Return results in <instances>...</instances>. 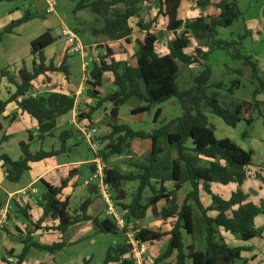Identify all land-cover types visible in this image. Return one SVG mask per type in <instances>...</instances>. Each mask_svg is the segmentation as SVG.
Returning a JSON list of instances; mask_svg holds the SVG:
<instances>
[{
  "label": "trees",
  "instance_id": "1",
  "mask_svg": "<svg viewBox=\"0 0 264 264\" xmlns=\"http://www.w3.org/2000/svg\"><path fill=\"white\" fill-rule=\"evenodd\" d=\"M146 0H95L93 2L80 1L76 9L87 6L99 15L105 16L111 8L123 4L125 9L115 13L113 18H105V24L95 29V32L107 34L113 39H126L132 32L130 20L138 15ZM191 1V0H188ZM159 12L153 20L147 23L138 22L143 37H136L138 50L136 52L137 65H128L116 60L113 50L107 48V55L100 56L93 62L90 70L88 93L97 100L95 106H90V111L82 118H88L91 123L92 114L98 110L104 102L111 104L110 115L114 122L111 124V132L105 151H102L103 160L111 155H122L125 148L131 146L135 138L151 141L146 162L137 167L139 172L121 173L115 168L105 170V182L111 187L112 192L117 193L114 199L118 207L126 211L128 218L141 220L147 216L148 211L158 219L172 220V226L168 231L152 228H140L137 237L143 242L153 244L161 238L169 236L166 250L160 255L154 264L175 255V264H246L241 253L243 247H230L221 231L229 232L243 241L251 240L262 235V229L255 225V218L264 213L263 207L248 201V195L241 186L247 178V168L253 163V150H245L229 138H217L215 128L209 121L204 107H208L213 114L219 116L227 125L236 127L241 120L251 124L253 119L248 116L251 102L234 104L224 107L218 100V93L208 94L212 68L206 62L212 50L203 51L196 48L195 52H186L191 43V37L196 39L206 38L211 43L213 50H226L242 43L240 40H228L218 37L220 27H230L240 18L242 12L238 7V0H197V4L207 7L213 4L217 9L216 16L200 15L190 20L179 17L181 0H158ZM167 19V30L173 34L174 39L169 45V52L160 54L156 50L158 34L151 32L156 27L159 16ZM32 18L27 14L23 18L10 23L3 33H12L14 28ZM2 33V32H1ZM0 33V34H1ZM250 33L247 32L246 36ZM55 42L50 31L42 33L31 41L32 60L31 69L23 64L14 78L5 69L1 71L2 77H7L8 82L15 87L7 100L0 99V114L3 113L8 103H16L21 113H26L37 122L36 137L44 140L54 135L57 128V119L70 113L75 106V94H66L50 90L45 94L34 91L33 83L39 76L53 72H60L66 78L70 75L68 56L65 55L61 63L56 65L52 60L47 63L45 49ZM232 58L242 60L251 67L252 77L260 83L264 90V82L259 75L257 60L251 55L232 54ZM185 65L199 64L202 70L194 77V85L188 89H180L177 80L179 76V63ZM241 74V70L237 69ZM106 73H111L116 89L103 97H100L98 89L103 84ZM240 83L236 79L233 87ZM224 84L218 82L213 87L222 88ZM261 93L256 89L254 97ZM35 94V95H34ZM138 98L142 105L131 110L133 115L150 111L152 107L176 97L182 106V114L152 131H137L127 124L117 123L119 111L131 98ZM249 105V106H248ZM19 113L14 112L11 119H15ZM162 114V108H157L154 121L157 122ZM72 137V131L63 130L59 134L60 147L32 152L30 142L34 139L29 133V141H21L19 148L22 155L13 159L7 153L0 152V161L3 162L8 181L19 182L25 172L31 169V163L42 161L49 157L65 153L68 140ZM170 147L169 163L160 159L165 148ZM208 160L207 165L200 163L201 159ZM95 170V167H92ZM69 179L62 180L59 186L40 179L43 192L38 200V206L42 208V216L34 222L29 214L30 206L16 204L17 210L28 221L25 231L19 233V242L23 245L21 251L16 254L13 249L7 251L2 259L4 264H23L29 251L34 248L43 252H55L66 246L63 241L52 244H42L33 238V233L38 229L57 230L65 233L71 226L91 221L98 232H119L113 220L109 217L100 218L88 214L91 199L83 201L78 208L71 212L70 201L66 197L62 199V192L68 185ZM128 181H138V187L130 203L125 204L126 193L123 185ZM172 181L173 188L169 189L165 183ZM219 182L223 185L237 183L238 189L232 192L228 199L216 194L211 189V184ZM189 183L191 189L185 194L180 204L178 193L184 185ZM147 191L151 192L146 203H143ZM202 192L211 196V204L205 206L201 199ZM164 205L160 208L159 203ZM198 216H196V211ZM51 218L56 225L42 227V222ZM195 233L203 237V247L197 248L191 240L186 243V237L193 238ZM130 246L123 242L108 248L102 264H131L127 258ZM14 257V261L8 260ZM83 264H89V259H84Z\"/></svg>",
  "mask_w": 264,
  "mask_h": 264
},
{
  "label": "rangeland",
  "instance_id": "2",
  "mask_svg": "<svg viewBox=\"0 0 264 264\" xmlns=\"http://www.w3.org/2000/svg\"><path fill=\"white\" fill-rule=\"evenodd\" d=\"M53 1L55 2L54 12L47 13V8L49 6L48 0H0V33L2 32L0 34V90L9 93V90H7L8 87L5 88L2 83V81L4 82L7 80V78L1 76L2 70H10V75L15 78L17 76L18 69L23 64L27 67H31V41L40 36L42 33L46 31L51 32L52 36L55 38L53 49L51 50L54 54L59 55L65 46V40L64 37L59 36L58 29L69 28L73 30L78 34L82 44L87 47L86 50L89 52H87L86 57L88 58L93 51H95L96 46H103L102 44L96 45L95 36H100L101 33L95 32L94 30L105 24V18H113L115 13L125 9L123 4H119L116 7L111 8L109 12L103 16L94 12L89 6L80 10L76 9V6L80 1L93 2L95 0ZM238 7L242 12V15L230 27L218 28V37L228 40H240V38L245 36L241 39V44L233 46L228 50L229 53H227L226 50H213L210 41L206 38L199 40L191 37L189 52H195L196 48H200L203 51L212 50L208 60L206 61L211 66L213 71L212 78L209 83L210 86L208 88V94L211 95L213 92H217L218 100L221 105L224 107H231L234 104L251 102V105H248V116L253 119L250 125L247 124L245 120H241L236 127H231L227 125L219 116L213 114L208 107L203 106V109L208 115L209 121L215 128L217 138H229L243 149L254 151L253 165L250 166L248 171L250 173V177L259 182L262 192L264 193V90L260 88L259 81L252 77L251 67L244 64L242 60L232 58V54L239 53L241 55H251L253 60H259V75L264 82V0H238ZM158 12V0H147V2L143 4L138 15L130 20L132 32L128 36L129 42L126 41V39H120V61L127 64L132 63V61L136 58V52L138 50L136 37H143L145 34L144 32H141L138 27V22H150L155 18ZM183 12H187V15L190 14L192 17H198L200 15H217V9L213 4L204 7L198 5L197 0L187 1L186 5L183 7V11L181 13L182 16L184 15ZM27 14L32 15L30 20L16 26L12 33H3V30L10 23L23 18ZM184 19L190 20L188 17H184ZM151 32L158 34V43L156 45L157 52L165 54L168 51L171 41L174 39L173 34L167 30V19L160 15L156 27L153 28ZM247 32L251 34L246 36ZM102 35L103 38H108L113 41L118 40L111 38L107 34ZM121 49L125 50L126 53H123ZM63 55H68L65 53V50L63 51ZM69 59H71L70 62H76V65H72L70 63L72 70L69 69L71 71L69 78L72 82L70 83L69 81H66L65 86L67 89L73 88L71 91L75 92V90H77L83 83L84 92L83 94H80L79 101L71 118V120L74 119L75 121L66 120L62 122L61 126L56 128L54 131V135L47 137L44 140H39V138L35 137L36 141L35 143L30 144V149L32 152L38 151L41 148L44 150H50L51 148L58 149L60 147L59 134L63 130L72 131V137L68 140V142H70L69 148L71 149V152L61 154L57 160L67 162L83 161L81 164V171L78 176H76L78 184L83 186L91 175L90 167L95 166L92 161L87 163L84 161L90 159L93 160V158L98 155L102 156V151H105L108 143L111 142V140L107 137L111 132V124L114 120L110 115L111 104L109 102H104L103 105L91 116V125L97 129L95 136L92 138L90 143L83 138L76 123L79 124L88 120V118H82L80 116H86V114L90 111V106H95L97 100L90 97L88 93V82L90 81V77L87 76V78L84 79L81 57L79 55H74L70 56ZM178 63L180 71L177 83L180 89H188L194 85V77L202 70V66L199 64L185 65L181 62ZM237 69L241 70V74L236 72ZM57 74L59 75V73ZM57 74H54L53 72L54 78ZM54 78L52 79L54 83L51 85H48L46 80L42 81V84H46V86H40L41 83L34 84V91L38 90L41 92L40 94H45L50 91L51 86L55 88L58 87L59 81ZM236 79H239L240 83L237 87H233L232 83ZM218 82H222L224 86L222 88L213 87V85ZM115 88L112 74L106 73L102 89L100 90V97L112 93ZM256 89H260L261 93L254 97ZM88 98H90L91 104L87 103V100H89ZM142 104L143 102H141L138 98L133 97L129 99L121 106L119 117L116 120L117 123L127 124L132 129L137 131L148 132L158 128L161 123H167L182 114V106L176 97H172L168 101L152 107L150 111L133 115L131 110ZM159 107L162 108V114L158 121L155 122V112ZM15 112H18L19 114L21 113L19 110ZM12 114L9 115V119L12 117ZM0 118V120L3 121V117L0 116ZM15 120L11 119V121L7 122V125L8 123L10 124L11 122H16L12 125V127H9V131H11V128L16 130L18 129V131L13 135V138L9 143V147L4 148L5 153L10 155L12 158L15 157V152H21L19 142L24 141L27 143L29 141V133L34 134L37 132V129L31 126L32 121L34 122V119L31 116L28 115L26 123L23 124L27 127V131L23 129L21 117L17 121ZM19 126H22V128L20 129ZM150 147V140L135 138L131 141V146L125 148L122 155H111L106 161H104L107 164V168H115L121 173L127 174L130 172H139L140 169L137 166L146 162ZM170 152L171 148L166 146L164 152L160 155V159L166 160L168 158L167 163H169ZM200 163L207 165L208 160L202 158ZM24 175L26 176V181H29V176H31V174L25 172ZM88 184L93 186L96 193L98 192L95 182L89 181ZM165 185L169 189L173 188L172 181H166ZM36 187L41 189L43 188V185L38 182ZM137 187L138 181H128L124 183L123 189L126 193V199L123 200V203L128 204L131 202ZM190 189L191 186L187 183L184 185V188L179 191L180 204L182 203L184 195ZM250 192L254 199H260L259 204L264 208V198H258V195L254 196L255 189L250 188ZM40 194H42L41 191H39V197ZM82 194H85V192H82ZM150 195L151 192L147 191L143 203L148 201ZM84 196L85 195H83V197ZM116 196L117 193L113 192L114 199ZM74 199L75 198L73 197L70 204V209L72 211H75L79 206L78 203H74ZM163 205V201L159 203L160 208ZM13 206L16 207V204L13 203ZM31 206L34 207L35 211L40 208L34 203ZM99 215H101L99 216L100 218H105V210L103 209ZM196 216H198L197 211ZM262 216H264V214ZM124 220L127 225L133 226L134 229L152 228L163 231H168L173 223L172 220L164 221L162 219L155 218L150 211H148L147 216L144 219L134 220L132 218H128L127 214H125ZM19 221L29 225L28 221L23 216H21V218L19 217ZM46 222L49 223L46 226H52L50 225L53 223L51 220H47ZM12 225L13 224H11V227ZM18 235L23 238L25 233L22 235L19 233ZM55 236H57V232L54 231L49 232L43 230L41 232V237H50V241H52ZM41 237L36 236L35 240L40 242L42 239ZM72 237L74 239L73 243L68 244L64 247L65 249L55 251L58 259L61 258V262L65 261L70 264H83L84 259H89V264H102L106 251L109 247L126 242V235L124 231L119 230V232L115 233L98 232L97 228L91 221L71 226L67 232H65L63 240L68 241V239ZM168 240L169 237H163L159 241L149 244L146 253L149 264H154V261L166 250ZM191 240L196 244L197 248L203 247V237L201 234L195 233L193 238L186 237L187 244H189ZM18 241V237L16 236V239L13 240V244L18 245ZM53 253L54 252L50 253L32 249L29 258L25 261V264H34L36 263V259L48 258ZM12 258L14 261L15 258ZM157 264H175V255L164 259Z\"/></svg>",
  "mask_w": 264,
  "mask_h": 264
},
{
  "label": "crops",
  "instance_id": "3",
  "mask_svg": "<svg viewBox=\"0 0 264 264\" xmlns=\"http://www.w3.org/2000/svg\"><path fill=\"white\" fill-rule=\"evenodd\" d=\"M187 1L188 0H181V5L179 8V17L183 20H185L184 17H188L190 19L196 18V17L190 16V14L187 15V12H183V14L185 16L181 15V13L183 11V7H184V5H186ZM59 29H58V31H59ZM160 36H161V34H160ZM95 37H96V40H95L96 45L102 44L103 45L102 47L112 49L114 58L116 60L120 61V39L113 41V40L108 39V38H103L102 34L100 36L98 35ZM65 48H66V43H65V46L62 49L61 53L59 55H56L51 50V49H53V44L50 45L49 47H47L44 51L46 59H47V63H49L52 60L56 65L60 64L62 59L65 56V55H63V51L65 50ZM121 50L123 53H126L125 50H123V49H121ZM168 52H169V47H168V51L166 53H168ZM186 52L190 53L189 48L186 50ZM69 57L70 56H68L67 62H68V65L70 66L69 69L72 70L71 64L76 65V62H74V61L70 62L71 59H69ZM33 58H34V56L32 55L31 56V66H32ZM257 61H259V60H257ZM127 64L132 65V66H136L137 65V58H135L132 61V63H127ZM27 68L31 69V67H27ZM8 71H10V70H8ZM69 72L71 75L70 70H69ZM55 73L56 74L59 73V75L57 74V76H55V78H54L53 73H48L47 76H45V75L39 76L38 81L34 82L33 85L36 83H41L40 86L41 85L46 86V84H42L43 80H46L47 84L51 85L54 83L52 81V79L54 78V79H57L59 81V86L56 88L51 86L50 90L58 91V92L66 93V94H75L76 95V101H75L74 109L70 113L63 115L57 119V128H59L61 126L62 122L66 121V120H71V118L74 114V111L76 109L77 103L79 101L80 94H83L84 92H83V83L77 90H75V92H72L71 90H73V88L67 89L65 86L66 81H69L70 83L72 82L70 80L69 76L66 78L63 75L64 76V78H63L62 73L54 72V74ZM5 78H7V77H5ZM103 80H104V78H103ZM2 83H3V86L5 88L8 87L7 90H9L10 93L14 92L15 87L13 85H11L8 82V80H5L4 82L2 81ZM102 86H103V84H102ZM102 86L98 89V91L100 92V95H101L100 90L102 89ZM10 93H6V92L0 90V99L2 101L7 100ZM38 93H41V92L39 91ZM88 99L89 100H87V103L91 104L90 98H88ZM15 111H18V107H17L16 103L11 102L5 107V110L3 111L2 115H0L3 117V121L0 120V152L1 153H5L4 148L9 147V143L12 140L13 135L18 131V129L16 130L13 128H11L10 129L11 131H9V127H12V125L15 124L16 122H11L10 124L8 123V125H7V122L11 121V118L9 119V115ZM17 117H16V120L15 119L14 120L17 121L21 117L22 118L21 124L23 126V129H25L27 131L28 130L27 127H25V125H23V124L26 123V120L28 119V114L20 113ZM71 121H75V120L72 119ZM22 126H19V128L21 129ZM31 126L35 129H37V122L35 120H34V122L32 121ZM36 134H37V132H35L33 134L34 139L30 142V144L35 143ZM69 145H70V142H68V147H70ZM30 148H31V146H30ZM67 152H71V149L69 148L65 153H62V154H66ZM21 155H22L21 152L20 153L15 152V157H13V158L18 159ZM60 155L54 156V157H49V158H46V159L39 161V162L31 163V165H30L31 169L26 172V173L31 174V176H29L30 179L28 178L29 181H26V176L23 175L22 178L20 179V181L16 182V183H13V182H10L7 180L5 168L3 167V162L0 161V248H1L0 264H4L2 259L6 256V252L8 250L13 249L16 254H18L21 251L23 245L21 243H19V241H18V245H14L13 240L16 239V236L18 237L19 230L21 232H24L26 226H28L24 222L19 221V217L21 218L22 214L17 210L16 207L13 206V203L18 204V205L23 206V207L26 205H29L30 206L29 214H31L34 222H37L42 216V208L41 207L35 211L34 207L31 206L34 203L38 207V203H35L34 199L39 195V191H41V193L43 192V188L40 189L39 187H36V184L38 182H40V179H44L48 183H51V184L56 185V186H59L60 183L62 182V180L69 179L67 187H65L63 189L62 196H61L62 199H65L66 197H68L70 204H71V200L74 197L75 198L74 203H78L79 205L83 201H85L86 199H91L92 202L88 208V214H90L92 216H101L99 214H101L103 209L105 210V204H104L103 200L100 198L98 192L96 193L93 186H90L88 184L89 179L91 178V176L94 172L92 167H95V166L90 167L91 175H90L89 179L87 180V182L83 186H80L78 184V182L76 181V176H78V174L81 171V164L83 161H68V162L67 161H59V160H57V158H59ZM91 161L92 160L90 159V160H87L84 162L87 163V162H91ZM252 165H253V163H252ZM249 168H250V166L246 169L247 170V178L244 181L241 188L243 189L244 193H246L248 195V201L260 206V204H259L260 199L257 200L251 196L250 188L255 189V195L254 196L258 195V198L260 197L261 199H263L264 193L262 192V188H261L259 182L253 180L252 177H250V175H249L250 173L248 171ZM88 186H90V187H88ZM35 189L37 190V194H33L31 191V190H35ZM211 189L214 193L221 195L225 199H228L231 196L232 192H234L238 189V184L237 183H230L228 185H223L219 182H214L211 184ZM24 190H27L28 195L22 194V192ZM82 192H85V194H82ZM83 195H85V196L83 197ZM40 196H41V194H40ZM184 197H185V195H184ZM184 197H183V199H184ZM201 199H202V202L204 203L205 206H208L211 204V196L204 193V192H202V194H201ZM178 201H179V193H178ZM7 205L9 207H8L7 212L4 214L3 212H1V209L5 208ZM263 210H264V208H263ZM70 211L73 212L71 209H70ZM263 214L264 213L258 215L255 218L256 227L257 228L261 227V229H262V235L260 237H255L251 240L243 241V240L239 239L238 237H236L235 235H233L229 232H226L224 230L221 231L226 243L230 247H243V248H245V250L242 251L241 256H242L243 260L246 261V264H262L264 262V216H262ZM47 220H51L53 222L50 225H52V226L56 225V222H54L51 218H47L42 222V225H41L42 227H50V226H46L47 224H49L46 222ZM11 224H13L12 227H11ZM43 230H45V229H38L33 233L34 240H35L36 236L41 237V232ZM46 231L57 232V236H55L52 241H50V239H51L50 237H45V238L41 237L42 239H41L40 243H42V244H52L55 242L63 241L66 243V246H67L68 244L73 243V240H74L73 237L69 238L68 241L63 240V236L65 233L62 234L57 230H51V229L46 230ZM166 237H169V236H166ZM12 238H13V240H12ZM15 246H17V247H15ZM32 249H34V248H32ZM32 249L29 251L25 261L27 260V258H29ZM63 249H65V248H63ZM60 259L61 258L58 259V256L54 252L48 258L46 257L45 259H42V258L36 259V261H35L36 263H34V264H70L69 262L67 263L65 261L61 262ZM25 261L23 264H25ZM188 264H192V261L188 262Z\"/></svg>",
  "mask_w": 264,
  "mask_h": 264
},
{
  "label": "built area",
  "instance_id": "4",
  "mask_svg": "<svg viewBox=\"0 0 264 264\" xmlns=\"http://www.w3.org/2000/svg\"><path fill=\"white\" fill-rule=\"evenodd\" d=\"M146 2L147 0L144 1V3ZM48 3L49 6L47 8V13H53L55 2L53 0H48ZM58 33L60 37H64L66 43V54L69 56L79 55L81 57L84 79H86L87 76L90 77V69L92 68L93 62L100 56H106L107 48L96 46L95 51H93V53L87 58L86 54L89 51L86 50L87 47L82 44L77 33L69 28H60ZM76 125L83 138L90 143L92 138L95 136L97 129L91 125L89 120L79 124L76 123ZM92 162L95 165V170L89 181L96 183L98 194L105 204L106 217L111 218L116 227L119 230L124 231L126 235V243L130 246L129 252L127 254L128 260L131 262V264H149L146 253L150 243L140 240V238L137 237L138 229H134L133 226L126 224L124 220L126 211L118 207L117 202L113 198V192L110 185L104 180L107 164L103 160V157L99 155L95 156ZM31 191L33 194H37L36 189ZM22 194L28 195L27 190H24ZM39 199L40 197L37 196L34 199L35 203H38ZM8 207L9 206L7 205L5 208L1 209V212L5 214L8 210ZM8 260L13 261V258L8 257ZM262 264H264V262Z\"/></svg>",
  "mask_w": 264,
  "mask_h": 264
}]
</instances>
